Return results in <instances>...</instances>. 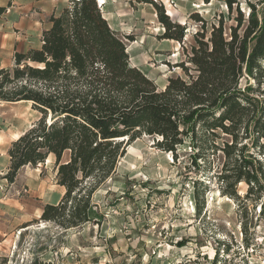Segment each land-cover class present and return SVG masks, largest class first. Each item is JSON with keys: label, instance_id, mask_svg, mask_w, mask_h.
<instances>
[{"label": "trees", "instance_id": "trees-1", "mask_svg": "<svg viewBox=\"0 0 264 264\" xmlns=\"http://www.w3.org/2000/svg\"><path fill=\"white\" fill-rule=\"evenodd\" d=\"M137 1L156 10L161 40L184 42L185 26L171 20L163 6ZM225 5L235 21L229 34L223 15L209 37L205 21L192 15L203 32L177 66L184 77L168 79L162 90L131 65L126 43L98 0H69L50 18L41 48L16 54L14 67L0 70V105L28 103L40 115L8 150L5 179L13 184L22 169L54 157L57 183L65 189L58 204L45 205L39 221L64 230L91 223L93 196L142 137L158 139L155 147L175 160L189 144L198 169L206 152H221L216 179L222 195L246 210L259 207L264 219V0ZM198 186L194 200L201 214Z\"/></svg>", "mask_w": 264, "mask_h": 264}, {"label": "rangeland", "instance_id": "rangeland-1", "mask_svg": "<svg viewBox=\"0 0 264 264\" xmlns=\"http://www.w3.org/2000/svg\"><path fill=\"white\" fill-rule=\"evenodd\" d=\"M154 1L171 20L185 26L182 44L160 39L164 28L149 4L98 3L112 30L126 43L131 65L162 90L168 79L184 77L177 66L196 46V34L203 32L202 23L192 15L205 21L207 37L220 15L228 34L235 21L225 0ZM58 2L57 15L69 0ZM39 118L31 104L0 105V210H13L16 221L0 226V264H213L215 259L217 264H264L259 207L246 210L223 196L216 179L224 163L221 152H206L198 169L189 144L179 149L175 160L155 147L158 139L142 137L128 147L115 174L93 196L91 223L64 230L39 221L45 205L58 204L65 193L57 183L54 157L35 169H22L13 184L5 179L8 150ZM195 183L204 206L201 214L194 200ZM238 190L243 198L246 185ZM221 196L229 201L220 202ZM0 221L5 224V218Z\"/></svg>", "mask_w": 264, "mask_h": 264}, {"label": "crops", "instance_id": "crops-1", "mask_svg": "<svg viewBox=\"0 0 264 264\" xmlns=\"http://www.w3.org/2000/svg\"><path fill=\"white\" fill-rule=\"evenodd\" d=\"M58 1L0 0V70L12 69L16 54L26 55L41 48L42 35L51 28L49 20L57 15ZM13 214V210H0V218H5V224L0 221V226L15 224Z\"/></svg>", "mask_w": 264, "mask_h": 264}, {"label": "bare ground", "instance_id": "bare-ground-1", "mask_svg": "<svg viewBox=\"0 0 264 264\" xmlns=\"http://www.w3.org/2000/svg\"><path fill=\"white\" fill-rule=\"evenodd\" d=\"M99 3L102 4V5L105 4L104 0H99ZM100 4H99V5H100ZM100 6H101V5H100ZM204 7H205V6H204ZM200 8H201V7H200ZM196 9H198V7H196ZM167 155H168V156H172V154H167ZM217 193H218V192H217ZM218 194H219V193H218ZM219 200H220V202H221V200L229 201V198H224V197L221 196ZM222 202H223V201H222Z\"/></svg>", "mask_w": 264, "mask_h": 264}]
</instances>
